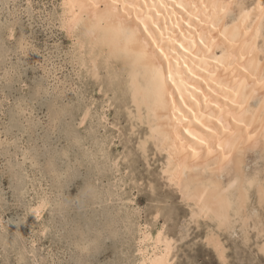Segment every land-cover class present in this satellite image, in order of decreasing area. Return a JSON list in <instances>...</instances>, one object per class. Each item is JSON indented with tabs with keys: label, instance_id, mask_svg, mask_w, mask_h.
Segmentation results:
<instances>
[{
	"label": "rangeland",
	"instance_id": "1",
	"mask_svg": "<svg viewBox=\"0 0 264 264\" xmlns=\"http://www.w3.org/2000/svg\"><path fill=\"white\" fill-rule=\"evenodd\" d=\"M60 2L0 0V264H130L140 256V225L152 232L165 226L176 240L172 264H264L258 230H249L248 243L240 222L226 231L208 218L191 219L192 202L162 177L166 154L152 140L147 152L140 148L147 126L135 123L132 131L128 96L118 87L113 95L99 92L75 61L77 38L60 26ZM255 151L245 161L251 173L264 166V151ZM40 197L47 203L35 218ZM256 199L254 187L249 211L264 226ZM212 229L228 247L225 261L207 243ZM84 242L95 246L91 255Z\"/></svg>",
	"mask_w": 264,
	"mask_h": 264
},
{
	"label": "bare ground",
	"instance_id": "2",
	"mask_svg": "<svg viewBox=\"0 0 264 264\" xmlns=\"http://www.w3.org/2000/svg\"><path fill=\"white\" fill-rule=\"evenodd\" d=\"M250 1L61 0L58 12L60 26L77 38L75 61L100 84L99 92L113 95L120 88L128 96L132 131L135 123L146 124L140 148L147 152L152 140L166 154L162 177L192 202L191 219L208 218L226 231L240 222L248 243L251 228L264 237L261 216L249 211L254 187L255 202L264 207V166L261 172L245 169L249 152L264 151V0ZM88 109L78 118L80 127ZM101 120L107 121L106 113ZM44 197L32 208L35 218ZM139 229L140 256L130 264H172L176 240L165 226ZM206 236L225 261L228 247L219 232ZM258 247L264 254V239ZM93 248L84 242L82 251Z\"/></svg>",
	"mask_w": 264,
	"mask_h": 264
},
{
	"label": "snow or ice",
	"instance_id": "3",
	"mask_svg": "<svg viewBox=\"0 0 264 264\" xmlns=\"http://www.w3.org/2000/svg\"><path fill=\"white\" fill-rule=\"evenodd\" d=\"M97 7H99V5H97ZM231 7V6H230ZM262 10H264V9H262Z\"/></svg>",
	"mask_w": 264,
	"mask_h": 264
}]
</instances>
